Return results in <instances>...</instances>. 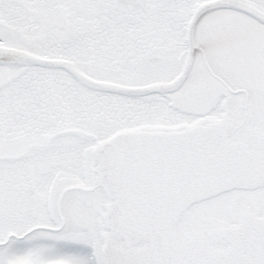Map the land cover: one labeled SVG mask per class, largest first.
Wrapping results in <instances>:
<instances>
[{"label": "snow or ice", "instance_id": "1", "mask_svg": "<svg viewBox=\"0 0 264 264\" xmlns=\"http://www.w3.org/2000/svg\"><path fill=\"white\" fill-rule=\"evenodd\" d=\"M0 264H264V0H0Z\"/></svg>", "mask_w": 264, "mask_h": 264}]
</instances>
